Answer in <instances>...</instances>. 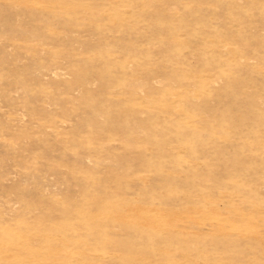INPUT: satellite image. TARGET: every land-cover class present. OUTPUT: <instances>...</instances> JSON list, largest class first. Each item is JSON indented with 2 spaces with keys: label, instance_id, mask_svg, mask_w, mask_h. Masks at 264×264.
Here are the masks:
<instances>
[{
  "label": "rangeland",
  "instance_id": "rangeland-1",
  "mask_svg": "<svg viewBox=\"0 0 264 264\" xmlns=\"http://www.w3.org/2000/svg\"><path fill=\"white\" fill-rule=\"evenodd\" d=\"M0 264H264V0H0Z\"/></svg>",
  "mask_w": 264,
  "mask_h": 264
}]
</instances>
